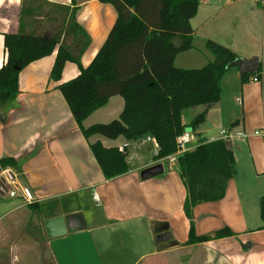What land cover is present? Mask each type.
Returning a JSON list of instances; mask_svg holds the SVG:
<instances>
[{
  "label": "crops",
  "instance_id": "1",
  "mask_svg": "<svg viewBox=\"0 0 264 264\" xmlns=\"http://www.w3.org/2000/svg\"><path fill=\"white\" fill-rule=\"evenodd\" d=\"M28 1L0 0V67L5 62L4 34L22 29L49 37L67 26L68 15L75 9L78 25L90 38L80 60L85 69L116 20L113 7L97 0H35L30 7L23 6ZM21 7L25 16H21ZM256 16L261 17L264 32V10L252 0H202L190 20L193 48L179 54L174 66H205L212 60L204 48L207 40L230 49L238 59L256 57L261 64L264 58L258 57L248 30H253ZM56 53L57 49L24 68L18 76L15 101L0 108V160L11 158L19 164V171H2L0 179L8 172L20 189L15 197L9 196L6 183L0 191V264H264V230L259 215V201L264 197L261 84H241L239 71L232 67L221 81V98L216 104L181 113L184 132L193 136L186 152L222 140L235 159V176L228 182L224 198L193 209L198 236L225 227L235 236L181 246L187 240L188 221L183 213L186 189L176 161H153L157 145L147 141L149 136L137 142L100 136L85 140L58 90L80 71L67 62L60 80H51ZM123 106L121 97L110 98L84 120L83 128L118 119ZM202 114L204 121L192 130L190 124ZM224 130L246 138L226 139L221 135ZM95 142L105 148L124 149L129 171L106 181L90 152L89 146ZM147 170L158 174L142 178ZM24 190L29 192L31 203L38 205V212L28 208L31 203L24 201ZM92 194L97 195L98 206ZM84 207L91 211L90 216H80ZM55 217H63L69 228L65 235L49 239L44 222ZM153 222L164 223L170 241L156 242ZM157 243L168 248L159 251Z\"/></svg>",
  "mask_w": 264,
  "mask_h": 264
},
{
  "label": "trees",
  "instance_id": "2",
  "mask_svg": "<svg viewBox=\"0 0 264 264\" xmlns=\"http://www.w3.org/2000/svg\"><path fill=\"white\" fill-rule=\"evenodd\" d=\"M109 4L116 13L115 23L104 44L87 68L81 67V56L90 38L78 25L76 10L69 13L68 24L47 37L34 30L26 33L4 34L5 62L0 67V108L15 101L19 73L29 64L57 53L50 79L58 82L64 65L72 62L79 75L58 86L70 114L85 140L100 136L108 140L119 137L137 142L151 137L156 145L153 161L164 160L176 152L175 140L184 132L181 113L197 106H212L221 98V81L238 56L230 49L207 40L205 50L212 60L199 69H179L175 58L191 50L195 17L202 0H97ZM28 1L25 7H30ZM67 15L68 8H62ZM21 7V16H25ZM64 15V17H65ZM65 20V18H64ZM256 79L261 84L264 101V61L258 72L241 75V84ZM119 96L124 106L118 117L107 124L83 128L82 123L107 101ZM205 115L191 124L195 130ZM90 152L106 181L114 180L129 171L124 149L105 148L99 142L90 144ZM178 175L185 186L183 213L188 221L187 240L181 246H193L213 239L195 232L193 209L200 204L221 201L227 184L235 176V159L224 141L201 144L176 159ZM7 169L19 171L11 158L0 160V173ZM28 208L38 212V205ZM259 215L264 230V197L259 201ZM164 223L153 222V236L167 232ZM214 239L234 237L227 227L215 233ZM159 251L168 247L158 244Z\"/></svg>",
  "mask_w": 264,
  "mask_h": 264
},
{
  "label": "water",
  "instance_id": "3",
  "mask_svg": "<svg viewBox=\"0 0 264 264\" xmlns=\"http://www.w3.org/2000/svg\"><path fill=\"white\" fill-rule=\"evenodd\" d=\"M231 67L237 68L240 75H252L258 72L259 64L258 59L253 57L249 60L237 59L231 64ZM162 171L160 170L159 173ZM155 170H147L141 174L142 178L153 177L155 176ZM4 183H0V191H4ZM46 235L49 239L61 237L66 234L67 229L69 228V223L63 217H55L48 219L44 222ZM210 239L215 238V234H209ZM156 242H167L171 240V235L169 233H162L156 237Z\"/></svg>",
  "mask_w": 264,
  "mask_h": 264
},
{
  "label": "built area",
  "instance_id": "4",
  "mask_svg": "<svg viewBox=\"0 0 264 264\" xmlns=\"http://www.w3.org/2000/svg\"><path fill=\"white\" fill-rule=\"evenodd\" d=\"M253 3L257 6H259L261 9L264 10V0H252ZM252 82H257L256 79H252L251 80ZM221 135L226 138V139H233L235 136H238L239 139H245L246 138V135L244 134H237V135H232L229 133V131H222L221 132ZM255 135H258L257 133H255ZM193 140V136L190 134V133H185L183 132L180 136H178L175 140V143H176V152L175 154L171 155L170 157L166 158L168 159L170 162H175L177 157L180 156L181 154L185 153L186 152V146L191 143ZM147 141H153L155 143V141L152 139V138H147ZM4 178L5 179H0V183H5L7 185H11V186H15V178L12 176V174L6 172L4 174ZM8 193H9V196L11 197H15L16 196V192L15 190H10L8 189ZM22 197L24 198V201L28 204H30L32 202V199H31V196L29 194V192L27 190H24L23 192V195ZM92 200L93 202L98 206L99 204V199L97 197L96 194H92Z\"/></svg>",
  "mask_w": 264,
  "mask_h": 264
},
{
  "label": "rangeland",
  "instance_id": "5",
  "mask_svg": "<svg viewBox=\"0 0 264 264\" xmlns=\"http://www.w3.org/2000/svg\"><path fill=\"white\" fill-rule=\"evenodd\" d=\"M248 4H252L250 1ZM252 27L253 30L249 27L248 30L252 36V42L254 43V48L256 52H258L259 58H264V32H263V23L260 16H256L252 20ZM189 70V69H188ZM10 190H15L16 193H19L20 189L16 188L14 186L9 185L8 186ZM91 211H88L86 207L83 208V210L80 213V216L83 214L90 216Z\"/></svg>",
  "mask_w": 264,
  "mask_h": 264
}]
</instances>
